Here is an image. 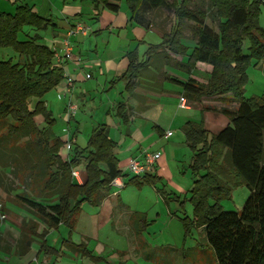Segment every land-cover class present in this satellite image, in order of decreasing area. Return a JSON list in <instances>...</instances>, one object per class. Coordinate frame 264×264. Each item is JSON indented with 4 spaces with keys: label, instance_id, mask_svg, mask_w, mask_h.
I'll list each match as a JSON object with an SVG mask.
<instances>
[{
    "label": "trees",
    "instance_id": "1",
    "mask_svg": "<svg viewBox=\"0 0 264 264\" xmlns=\"http://www.w3.org/2000/svg\"><path fill=\"white\" fill-rule=\"evenodd\" d=\"M121 1L93 0V6L118 12ZM124 1L132 20L141 17L142 11L160 9L170 11L175 19L163 40L149 46L144 60L139 61L136 51L129 54L124 77L131 95L138 86L136 80L144 76L155 56L162 55L166 64L174 61L177 69L188 74L199 63L212 66L206 82L191 76L178 81L184 97L202 103L204 97L227 96L228 102L237 103L235 109L221 110L229 123L218 133L212 134L203 119L183 127L193 151L189 166L193 218H183L185 237L193 226L203 227L219 264H264V99L244 96L248 67L264 57V28L260 25L264 0H207L206 5L194 7L192 0ZM13 3V13L0 10V49H12L23 61L0 60V188L6 193L5 201L0 200V221L11 213L6 206L10 202L45 224L39 232L38 221H22L16 251L24 253L35 237L44 240L49 229L65 225L72 233L83 205L99 206L111 191L112 181L125 174L115 153L117 142L106 124L92 128L84 147L73 145L68 155L65 153L66 141L54 131L55 119L42 100L64 79L62 64L55 61L52 48L40 42L38 33L18 38L26 26L41 31L55 23L26 3ZM188 22L196 40L193 47L182 42ZM32 98L36 99L33 106ZM125 109L119 105L115 115L126 124L129 116ZM38 116L43 117V126L36 123ZM78 165L85 173L82 183L72 176ZM4 168H9V173ZM13 178L22 186L15 185ZM156 181V175L146 174L141 179L133 176L127 184L141 187ZM235 186H246L249 195L241 210H225L220 202L232 197ZM18 188L22 191L13 193ZM133 219L140 225L138 231L147 226L141 213L135 212ZM2 237L0 234V241ZM67 241L71 248L90 254L84 243ZM6 247L2 248L10 251L11 247ZM41 249L53 252L45 240Z\"/></svg>",
    "mask_w": 264,
    "mask_h": 264
},
{
    "label": "crops",
    "instance_id": "2",
    "mask_svg": "<svg viewBox=\"0 0 264 264\" xmlns=\"http://www.w3.org/2000/svg\"><path fill=\"white\" fill-rule=\"evenodd\" d=\"M7 1L10 3L14 2V0L13 2L12 0ZM17 1L18 3L28 4L33 8V11L51 19L55 23V26L45 29L44 33H41V31L37 33L42 39L46 40H40L41 43L50 44L49 47L51 48L57 47L60 53H63L62 42L67 38L69 30L75 28L77 24L82 28L69 36L72 44V54L62 64L64 79L42 98L55 119L54 131L66 141L65 153L67 155L69 153L67 148L68 139H73V145L84 147L92 128L97 124H106L109 126L110 137L117 142L115 153L120 160L119 168L125 174L122 177L125 182L123 188L133 185L127 184L129 179L133 177V175L129 176V173H131L128 168L130 159L134 157L143 159L146 151L159 152L161 156L156 161L154 170L148 174L156 175L157 181H161L164 187L159 188V183L146 184L152 185L158 195H163L161 198L162 202L157 201V203L159 202L158 204H163L161 206L162 210L168 207L170 209L171 201H168L169 199H175L177 203H180L185 195L184 191L189 193L193 187V175L189 168L193 151L187 142L183 129L184 125L189 121L199 123L203 119L204 126L209 129L211 126L205 121L208 114L209 117L216 116L219 118L217 122L221 128L214 132L218 133L229 123V119L222 112H217V106L213 105V101L212 104H210V101L198 103L184 97L182 87L178 81H185L190 76L196 79L193 74L195 70L191 74L179 70L172 63L166 64L162 55L155 56L154 63L145 71L144 76L136 80L138 81V86L134 90V95H131L126 90L128 78L124 77V73L130 62L129 54L136 51L139 61H142L149 46L158 43L152 42L154 40L150 36L158 34L163 37L164 32L158 28L154 16L152 18L147 17V14L155 13L156 11H142L141 17L137 20H132L127 10L124 11L125 13L123 12L125 10L123 6L126 7L124 0L120 2L118 12H113L101 6L95 9L93 0ZM0 10L10 13L14 12L1 8ZM86 13L89 15L88 18ZM122 15L124 17L121 20L120 17ZM134 23L138 27H135ZM262 27L264 28V26ZM174 56L176 55H171L173 58ZM182 59L183 57L177 58V60ZM160 60L163 62L161 63ZM253 64L254 68L259 69L260 77L264 79V57L258 63L254 62ZM204 65L208 68L207 81L212 66L209 64ZM167 67H171L170 70H167L168 73L175 72L174 74L178 75L179 78L172 76L168 78L162 75L160 77V70L162 69V72H166ZM247 74H249L248 70ZM159 77L162 81L158 83ZM250 82L251 78L248 76L245 91ZM254 96L257 95L255 94ZM182 98L186 100L185 107L180 106ZM213 98L219 99L222 104V107L218 106V109L222 110L225 107L235 109L237 107L236 102L227 101V96ZM71 101L79 104V110L68 121L66 112ZM121 104L125 106V111L129 116V121L126 124L121 122L115 115L117 107ZM193 105H196L198 110H201L200 119L185 113V110H190ZM203 106L211 108L204 109ZM85 109H88L90 113L93 112L96 119L94 118L95 124L91 121L90 125L85 129V131H88L86 140H83V138L81 140V133H83L82 131L85 128L83 126L87 118L84 112ZM55 112L59 114L61 119V126L58 130L55 129L58 123ZM98 114L99 116H97ZM66 125L69 126V133L62 135L63 127ZM177 130L180 131L178 139L169 142L168 140L175 135V132L177 133ZM168 131L172 132L169 136H167ZM163 140H167V143L159 144ZM79 175L80 181L73 179L75 182L82 183L85 180L83 170L79 171ZM165 181L168 185L169 183L172 184L169 185L173 188L171 192H167ZM146 184H142L139 187L141 192L146 188ZM121 189L112 187L102 203L99 206H93L98 209L97 214L100 215V218L97 217L95 220V224H97L96 234L86 233L85 236H82L81 241L73 240L72 237L77 226H79L83 208L77 217L72 233L69 232V228L65 225H60L57 229H49V233L44 240L48 246L52 247L53 252H46L41 249V243L44 240L38 236L35 237L26 252L18 253L16 251L17 241L21 234L20 226L24 219L38 221L40 223L39 232L45 227V224L21 207L7 202L6 206L11 213L8 215L10 216L8 219L0 221V234L4 238L0 241V264H141L142 258L151 260L150 253L164 252L167 255L171 252H179L180 249L170 247L169 243L158 245L155 242L156 245L154 246L148 245L145 236L146 231L144 233L143 231L146 229L148 236L154 237L156 235L149 222L157 223L160 213L156 212L151 218L147 210H132L127 202L120 200ZM169 209L170 218H173ZM104 212H107L106 218H102L101 213ZM135 212L145 216L147 226L141 232L138 231L139 223L133 219ZM181 217L178 216L180 220ZM116 221H119L121 227L115 224ZM93 222L91 219L86 218L84 223L81 222V225L88 226L93 224ZM140 223L143 225V222ZM110 224L113 225L111 232L115 238H113L114 241L111 243L108 240L105 242L100 238V232L106 229V226H111ZM63 226L68 228L66 239L61 238L60 234L57 233ZM197 229L200 230L203 242L207 245L204 228L197 227ZM69 238L76 244L84 243L86 250L90 254L71 248L67 241ZM9 243L11 244L10 246ZM3 246L11 247L10 251L2 248ZM164 259L167 260L166 264H171L172 259L174 260L172 257Z\"/></svg>",
    "mask_w": 264,
    "mask_h": 264
},
{
    "label": "rangeland",
    "instance_id": "3",
    "mask_svg": "<svg viewBox=\"0 0 264 264\" xmlns=\"http://www.w3.org/2000/svg\"><path fill=\"white\" fill-rule=\"evenodd\" d=\"M3 1H7V0H0V8L6 11H14L15 10V5L13 3L10 2H3ZM13 2V0H12ZM125 3V1H124ZM202 4H207V0H192L191 6H200ZM126 5V3H125ZM204 5V6H205ZM127 7V5H126ZM125 6H123V12L124 11H128V8H126ZM262 13L260 15V25L264 26V8H262ZM125 13V12H124ZM87 14V13H86ZM88 18V14L86 15ZM154 16V20L156 21V24L158 26V28L160 30H162V32H169V30L171 29V27L173 26V23L175 22L174 16L172 15V13L166 9H160L157 10L155 13H151V14H147V17L152 18ZM124 16L122 15L120 17V19L122 20ZM149 18V19H150ZM90 20V19H89ZM206 22L208 24H210V19H207ZM135 27H138L136 23H134ZM133 26V27H134ZM191 26L192 23L188 22L184 28H183V42L185 44H187L189 47H193L196 44V40L193 37L192 31H191ZM40 32V31H35V29L26 26L24 28V30L22 32H20V34L18 35V38L20 40H24L26 38L29 37V35H27L28 33L33 36L35 33ZM41 33H44V30H41ZM150 38L154 41L152 42H158L160 43L163 40V37H161L160 35H155V36H150ZM41 41H43L44 39H40ZM46 41V40H44ZM49 42V41H48ZM50 45V44H49ZM48 45V46H49ZM245 47H248V42L245 43ZM246 49V48H245ZM177 58H181L180 56H174L173 59H177ZM12 60L13 62H18V60L20 62L23 61V57H20L19 54H17L16 52H14L12 49L10 48H6V49H0V60ZM160 62L162 63L163 61L160 60ZM254 62H252L250 64V66L248 67V71L249 74L248 76H250L251 78V82L248 84L246 91H244V96L245 97H251L254 96L255 94L258 96H263L264 97V79L263 77H260V71L257 68H254ZM174 64V61H172V65ZM170 70L171 67H167L166 72H162L159 75L161 77L165 76L170 78L171 76L174 78H179L178 75L174 74V73H168L167 70ZM207 66H205L204 64H198L197 68L195 69V73H193L196 77V79L199 82H205L206 78H207ZM158 78V83L162 81L161 78ZM36 101L35 98H32L30 100V105L33 106L34 102ZM202 101H210L213 105L217 106L216 110L217 112H221V109H218V106L222 107V104L220 103L219 99L217 98H213V97H204L202 99ZM213 101V102H212ZM79 105V104H78ZM84 112L87 115L86 121H85V125L83 127H85L83 129V133H81V140L83 138V140H86V136L88 134V131H85V129L90 125V122L93 121V123L95 124V119L96 117H94L93 112L90 113V111L88 109H85ZM185 113L190 115V116H194L197 119L201 118V110L197 108L196 105L191 106L190 110H185ZM55 116L57 118V125L55 126V129L58 130V128L61 126V119L59 117V114L55 112ZM91 116V117H90ZM99 116V114L97 115ZM95 118V119H94ZM219 120L218 117L214 116V117H209V115H206L205 121L206 123L210 124L211 128H209L208 130L210 132H217L221 127H219V123L217 122ZM36 123L39 126H43V119L41 116H38L35 118ZM89 130V129H88ZM91 130V129H90ZM63 134L65 135L67 133H69V126L66 125L65 127H63ZM178 133L180 134V131L177 130V133L175 132V135L170 138V140H168L169 142L178 139ZM212 133V134H213ZM87 142V141H86ZM84 143V142H82ZM167 140H163L160 141L159 144H166ZM148 144V143H147ZM66 149V148H65ZM179 165V164H178ZM174 167V166H173ZM180 167V166H179ZM75 169L82 171L83 170V166L82 165H78L75 167ZM3 170L7 171L9 173V168H4ZM132 174L129 173V176H131ZM14 183L15 185L17 184L18 186L20 185V183L14 179ZM156 183H159L158 187L159 188H163L164 185L161 181H156ZM155 183V184H156ZM164 184L166 186V190L167 192H171V189H173L171 186V183H168L165 181ZM147 185V184H146ZM22 186V185H20ZM21 188H18L16 190H14L13 193H19L21 192ZM120 191H122L121 193V197L120 200L127 202L130 205V208H132V210L135 209H139V210H147L151 216V218H153L154 214L156 212L160 213V217L158 218V222L157 223H150V225L152 226V230H154L156 232V235L154 237L152 236H148V232L145 229L143 231V233L145 232V236H146V240L148 242V245H156L155 242H157L158 245L162 244H170V247H174V248H178L180 249L179 252L174 253L171 252L167 255L164 254V252H160V253H150L149 256L151 258L147 259V258H142V261L140 262L141 264H166V261L164 258L169 259L170 257L174 258V260L172 259L171 264H218L216 256L214 254L213 249L209 246V245H205V243L203 242V238L201 236V232L200 230L197 229V226H193L191 228V231L189 234H185V229H184V225H183V218L187 217V215H189L188 217L193 218V205L190 201V197H191V193H187L186 191H184V196L182 197V200L180 203H177V200L175 199H169L168 201H171L170 204V209L169 207L167 209H161V206L163 204H158L157 201H161L162 196L163 195H158V193L155 191L154 187L152 185H147L146 188L143 190V192H141L140 188L137 187L135 184L133 185H129L127 188H122ZM187 193V194H186ZM249 195V189L246 186H235L232 192V197L230 198H225L223 200H221V206L222 208H224L225 210H234V211H239L242 209L247 197ZM5 196L6 193L0 188V200L3 203V201H5ZM116 198V197H113ZM111 201V200H109ZM162 202V201H161ZM184 202V203H183ZM168 209L172 212V217L170 218V214L168 212ZM98 209L96 207L90 206L89 204L85 203L83 205V212L82 215L80 216L81 219H79V226L80 228H78L79 226H77L76 231L73 234V240L79 242L81 241V238H83L82 236H85L86 233H90V234H96L97 233V224H95V220L98 218H100V215L97 214ZM107 212L101 213L102 214V218H106ZM187 214V215H186ZM90 216V217H89ZM178 216H182L181 220L178 218ZM10 216H8L6 219H8ZM88 218L89 220L91 219L93 222V224H90L88 226H84V224L81 225V222H85V219ZM4 219V220H6ZM113 221V220H112ZM114 222V221H113ZM88 224V221H87ZM115 224H118L119 227H121V224L119 223V221H116ZM111 225V224H110ZM149 225V226H150ZM109 226V225H108ZM113 225L107 227L106 229H103L100 232V238L101 240H104L105 242L108 240L109 243L114 241V237H113V233L111 232V227ZM58 234H60L61 238L66 239L67 238V234H68V228L63 226L59 229V231L57 232ZM161 233V235H160ZM114 238V239H113ZM158 240V241H156ZM198 247V248H197ZM156 248V247H155ZM181 252V253H180ZM134 264V263H132Z\"/></svg>",
    "mask_w": 264,
    "mask_h": 264
},
{
    "label": "built area",
    "instance_id": "4",
    "mask_svg": "<svg viewBox=\"0 0 264 264\" xmlns=\"http://www.w3.org/2000/svg\"><path fill=\"white\" fill-rule=\"evenodd\" d=\"M81 28L79 24L76 25L75 28H71L69 32L67 33V38H65L62 42L63 46V53H60L59 49L57 47H53L52 50L54 52V59L59 62L60 64H63L66 59H68L72 54V44L69 40V36L72 33L78 32ZM180 106L185 107L186 106V100L184 98L181 99ZM79 110V105L77 102L71 101L68 104L67 107V119L70 121V119L76 115V113ZM172 132L168 131L167 136L171 135ZM73 139L67 140V148L70 150L73 146ZM161 153L159 152H148L146 151L144 153L143 159L134 157L130 159L128 168L133 176H136L138 178H143L146 174L151 173L154 170V165L156 161L160 158ZM72 176L74 179H77L80 181V175L79 171L77 169L72 170ZM112 187L121 189L125 186V182L122 180L121 176L116 177L112 183ZM2 208V203L0 202V210ZM5 218V215H2V219Z\"/></svg>",
    "mask_w": 264,
    "mask_h": 264
}]
</instances>
